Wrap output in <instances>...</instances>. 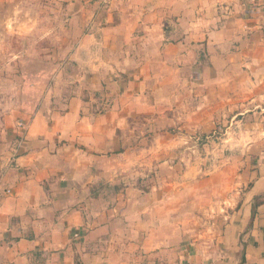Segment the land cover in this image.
<instances>
[{
  "label": "crops",
  "instance_id": "obj_1",
  "mask_svg": "<svg viewBox=\"0 0 264 264\" xmlns=\"http://www.w3.org/2000/svg\"><path fill=\"white\" fill-rule=\"evenodd\" d=\"M67 9L78 79L0 128V264H264V0Z\"/></svg>",
  "mask_w": 264,
  "mask_h": 264
},
{
  "label": "rangeland",
  "instance_id": "obj_2",
  "mask_svg": "<svg viewBox=\"0 0 264 264\" xmlns=\"http://www.w3.org/2000/svg\"><path fill=\"white\" fill-rule=\"evenodd\" d=\"M67 6L68 0H0V128L9 116L32 114L47 95H67L70 81L78 79L80 74L68 69L69 60L59 71L73 44ZM139 127L144 128L142 122ZM218 137L196 142L200 147L205 145L204 154L198 153L205 158V164L200 165L206 173L213 170L212 159H220V153L213 154L210 147L214 141L220 142ZM198 153H192V162L198 160ZM157 171L140 167L137 186L140 179L141 188L148 191L157 180ZM154 258L143 264H187L176 250L160 252L155 263Z\"/></svg>",
  "mask_w": 264,
  "mask_h": 264
},
{
  "label": "built area",
  "instance_id": "obj_3",
  "mask_svg": "<svg viewBox=\"0 0 264 264\" xmlns=\"http://www.w3.org/2000/svg\"><path fill=\"white\" fill-rule=\"evenodd\" d=\"M19 126L25 131L26 128H25V123L24 122H20Z\"/></svg>",
  "mask_w": 264,
  "mask_h": 264
}]
</instances>
